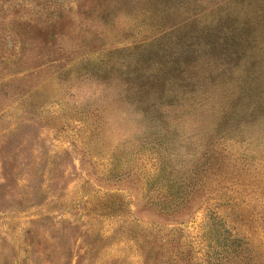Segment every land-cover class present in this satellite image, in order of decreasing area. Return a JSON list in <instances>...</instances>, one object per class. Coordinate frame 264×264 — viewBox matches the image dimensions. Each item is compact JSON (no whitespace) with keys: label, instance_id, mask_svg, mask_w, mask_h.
<instances>
[{"label":"rangeland","instance_id":"obj_1","mask_svg":"<svg viewBox=\"0 0 264 264\" xmlns=\"http://www.w3.org/2000/svg\"><path fill=\"white\" fill-rule=\"evenodd\" d=\"M0 264H264V0H0Z\"/></svg>","mask_w":264,"mask_h":264}]
</instances>
